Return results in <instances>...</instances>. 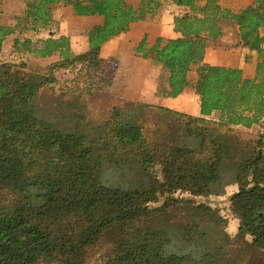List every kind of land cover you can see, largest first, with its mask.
Segmentation results:
<instances>
[{
  "label": "trees",
  "instance_id": "1",
  "mask_svg": "<svg viewBox=\"0 0 264 264\" xmlns=\"http://www.w3.org/2000/svg\"><path fill=\"white\" fill-rule=\"evenodd\" d=\"M160 1L140 0L134 8L127 0H26L17 27H47L59 5L103 22L91 28L88 49L78 55L64 36L39 46L22 42L23 51L39 58L57 53L61 63L38 71L0 63V264H244L248 251L230 252L233 244L218 229L224 222L215 210L175 197L218 196L232 184L238 187L229 198L239 222L235 240L251 237L249 248L264 254V137L246 140L231 128L249 129L264 119V0L236 12L219 0H166L188 12L174 17L178 38L158 39L150 49L166 75L158 94H181L196 67L200 116L218 112L217 123L131 105L114 108L90 128L81 111L39 105L55 68L101 69L107 64L99 58L102 45L154 15ZM226 21L257 53L253 78L203 62ZM14 30L0 26V48ZM148 109L158 115L152 127ZM158 197L161 206L149 208Z\"/></svg>",
  "mask_w": 264,
  "mask_h": 264
},
{
  "label": "rangeland",
  "instance_id": "2",
  "mask_svg": "<svg viewBox=\"0 0 264 264\" xmlns=\"http://www.w3.org/2000/svg\"><path fill=\"white\" fill-rule=\"evenodd\" d=\"M128 1V0H127ZM135 1V0H130ZM165 5L172 6L170 1L161 0ZM204 0H199L203 2ZM253 0H219L221 8L236 12L249 6ZM26 0H0V26H8L14 28V33L7 36L1 44L0 48V63L20 64L24 63L27 69L32 71L42 70L51 65L61 63L62 59L55 53L47 58H39L23 51L22 42L29 40L31 45H40V41L47 38H59L60 36L67 37L70 42V52L73 55L83 53L88 46L87 35L93 26L101 25L103 19L101 17H77L71 12L70 7L59 5L53 8L52 22L45 28H39L36 31L25 29V25H18V18L24 16ZM177 7V6H176ZM188 12V9L177 7L173 13L180 16ZM15 39L19 40L17 49L14 47ZM169 40V39H168ZM104 45V44H103ZM207 51V60L217 66H243L245 78H253L255 75V67L257 63V53L250 52L248 48L242 44L239 39L237 27L232 22H223L222 35L214 40L209 41ZM134 51L135 57L145 58L153 56L150 49L143 47L142 52ZM104 60V59H102ZM107 64L101 69H91L77 64L64 68H55L52 71L54 82L49 86L41 89L39 94V105L41 107L59 108L63 111H81L85 120L90 122L89 127L100 124L107 119L114 108L127 109L131 105H146L133 102L127 99L124 94L126 87V77L119 75L123 70H119L118 61H107ZM119 79V81H118ZM191 88L196 80V67H193L188 74ZM125 83V84H124ZM166 84V75L159 74V86L164 87ZM121 89V91H120ZM194 91V88L192 89ZM192 93V92H191ZM194 94V93H193ZM199 108V100H197ZM150 106V105H149ZM181 113V112H179ZM184 114V113H182ZM200 114V113H199ZM186 115V114H185ZM212 122H218L219 113L214 112L209 116H197ZM190 116V115H189ZM147 127H152L158 121V115L154 110L148 109L145 114ZM90 127V128H92ZM233 131L238 133L246 140H255L258 136L264 137V119L258 124L249 129L241 126H231ZM89 130V129H88ZM234 187L233 193H227L228 187ZM238 187L236 184L229 185L225 188L223 194L208 197H192L186 193H178L177 198L191 200L195 204H206L211 209L217 212V215L222 222L218 226L219 230L224 231L228 236L229 241L233 244L230 252H236L237 248L241 247L248 251L247 258L244 264H264V254L258 253L249 248L251 237H246L235 240L238 220L234 218L229 210V198L236 193ZM162 204V198L158 197L155 202L149 203V208L159 207ZM177 217L185 220V212H178ZM215 235V234H214ZM218 236H215V238ZM219 236L218 239H220ZM235 240V241H233ZM241 240V241H240Z\"/></svg>",
  "mask_w": 264,
  "mask_h": 264
},
{
  "label": "crops",
  "instance_id": "3",
  "mask_svg": "<svg viewBox=\"0 0 264 264\" xmlns=\"http://www.w3.org/2000/svg\"><path fill=\"white\" fill-rule=\"evenodd\" d=\"M128 3L137 8L140 0L130 1ZM160 7L154 15H147L143 21L130 24L128 30L102 45L99 58L109 61H118L119 70H123L119 75L126 77L124 96L137 103L150 105L153 107H162L172 111L181 112L186 115L200 116L198 108V97L195 95L191 83L181 94L171 98L158 94L159 74L161 65L154 61L153 56L145 58L135 57L133 54L142 42L145 43V49H151L158 39L163 41L178 38L179 35L174 32L173 13L175 5L171 7L160 1ZM88 49V46H87ZM86 49V50H87ZM85 50V51H86ZM207 47L204 53L203 62L214 65L207 60ZM84 51V52H85ZM238 68L245 72L243 66H224ZM119 81V79H118ZM121 91V89H120ZM192 92V93H191ZM194 93V94H193ZM235 188L230 186L227 193H233Z\"/></svg>",
  "mask_w": 264,
  "mask_h": 264
}]
</instances>
